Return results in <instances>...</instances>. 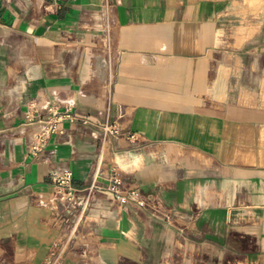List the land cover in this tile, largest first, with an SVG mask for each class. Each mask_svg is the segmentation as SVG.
I'll return each instance as SVG.
<instances>
[{"label":"crops","instance_id":"1","mask_svg":"<svg viewBox=\"0 0 264 264\" xmlns=\"http://www.w3.org/2000/svg\"><path fill=\"white\" fill-rule=\"evenodd\" d=\"M247 8L264 0H0V264H264V20Z\"/></svg>","mask_w":264,"mask_h":264},{"label":"built area","instance_id":"2","mask_svg":"<svg viewBox=\"0 0 264 264\" xmlns=\"http://www.w3.org/2000/svg\"><path fill=\"white\" fill-rule=\"evenodd\" d=\"M54 3L59 4L62 2V0H53ZM62 120V117L59 116L55 120H51L50 118L46 122V125L44 126V129L40 132V138L37 143V145L34 146L33 150L39 151L44 144L47 142V140L50 138V136L59 130V122ZM103 131L105 138H108V136L111 135H121L124 134V131L122 128L116 124V123H106L103 125ZM130 137H134L133 134L130 135ZM43 143L41 147H39L40 143ZM102 156V153H101ZM99 157L98 161V168H101V165L103 163L102 157ZM99 170V169H98ZM101 170V169H100ZM99 170V171H100ZM99 173V172H98ZM97 174V172H96ZM98 174L95 176L94 182H97ZM72 179H73V172L70 169H65L59 172H56L53 175V183L61 190L62 197L66 200H72L75 196V189L72 186ZM110 182L112 184V189L114 192V195L116 198L120 199L122 202H126L130 199L136 200L140 205H144L145 201L141 198H139V193L136 189H131L128 191H122L118 188L119 185H121L122 181L119 175L113 173L112 177L110 178ZM94 186H96L94 184ZM87 205V201L82 203L81 209H84Z\"/></svg>","mask_w":264,"mask_h":264},{"label":"rangeland","instance_id":"3","mask_svg":"<svg viewBox=\"0 0 264 264\" xmlns=\"http://www.w3.org/2000/svg\"><path fill=\"white\" fill-rule=\"evenodd\" d=\"M243 8H234V11H232L235 15L236 14H238V13H243ZM248 10H250L253 14H255V15H257V16H261V19L262 20H264V8H247V12H248ZM256 96V94H252L251 95V98H254ZM263 99H264V93H263ZM39 119H41V121L40 122H42V123H38V124H43V125H45L46 124V122H45V118H39ZM49 118H47V120H48ZM44 129V127H42V128H39V129H36V131H34L35 133H34V135H33V137L35 136V139H34V141L31 143V148L33 149L34 148V146L35 145H37V143H38V141H39V138H40V132H41V130H43ZM42 142L39 144V147H41L42 146ZM112 160V162H113V165H117V166H119V165H122V164H124V161L120 158V157H116V158H114V159H111ZM135 164L137 165V166H142V164H144V160L141 158V157H139V158H137L136 157V161H135ZM123 166V165H122Z\"/></svg>","mask_w":264,"mask_h":264}]
</instances>
